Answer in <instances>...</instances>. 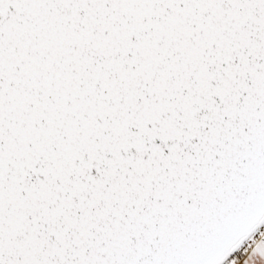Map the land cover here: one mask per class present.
I'll return each mask as SVG.
<instances>
[{
  "label": "snow or ice",
  "instance_id": "snow-or-ice-1",
  "mask_svg": "<svg viewBox=\"0 0 264 264\" xmlns=\"http://www.w3.org/2000/svg\"><path fill=\"white\" fill-rule=\"evenodd\" d=\"M0 264H264V0H0Z\"/></svg>",
  "mask_w": 264,
  "mask_h": 264
}]
</instances>
